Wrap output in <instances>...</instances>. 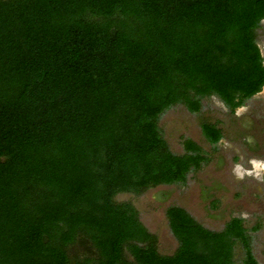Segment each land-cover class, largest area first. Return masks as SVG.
Here are the masks:
<instances>
[{
	"label": "trees",
	"instance_id": "1",
	"mask_svg": "<svg viewBox=\"0 0 264 264\" xmlns=\"http://www.w3.org/2000/svg\"><path fill=\"white\" fill-rule=\"evenodd\" d=\"M263 21L264 0H0V264H235L238 242L259 264L241 217L214 231L170 206L179 246L163 254L117 196L211 162L192 139L175 153L161 117L259 93Z\"/></svg>",
	"mask_w": 264,
	"mask_h": 264
},
{
	"label": "rangeland",
	"instance_id": "2",
	"mask_svg": "<svg viewBox=\"0 0 264 264\" xmlns=\"http://www.w3.org/2000/svg\"><path fill=\"white\" fill-rule=\"evenodd\" d=\"M258 44L264 56V29ZM203 105L199 113L175 105L163 114L160 125L175 153H184L185 141L194 140L210 153L212 161L200 171L190 173L185 184L160 185L141 196L121 193L117 200L135 204L141 221L158 236L160 252L169 255L177 250L179 241L169 226L168 207L185 208L204 227L214 231H221L231 219L242 217L250 231L253 254L259 264H264V183L261 182L264 172L258 177L250 162L264 161V152L260 151V140L264 141V86L233 114L217 96L204 99ZM206 119L219 122L224 129L225 139L216 150L202 134L200 124ZM236 155L240 156L239 164L233 160ZM257 226L259 229L252 231ZM246 258V249L238 242L235 264H247Z\"/></svg>",
	"mask_w": 264,
	"mask_h": 264
},
{
	"label": "clouds",
	"instance_id": "3",
	"mask_svg": "<svg viewBox=\"0 0 264 264\" xmlns=\"http://www.w3.org/2000/svg\"><path fill=\"white\" fill-rule=\"evenodd\" d=\"M252 164H253V171L259 177L261 175V172H264V161L253 160ZM240 174L242 175L243 173L241 172Z\"/></svg>",
	"mask_w": 264,
	"mask_h": 264
},
{
	"label": "crops",
	"instance_id": "4",
	"mask_svg": "<svg viewBox=\"0 0 264 264\" xmlns=\"http://www.w3.org/2000/svg\"><path fill=\"white\" fill-rule=\"evenodd\" d=\"M264 22V21H263ZM264 24V23H263ZM263 29H264V27L261 29V31L260 32H262L263 31ZM219 99V98H218ZM220 100V99H219ZM204 136V135H203ZM204 138L206 139V137L204 136ZM225 139V136H224V138L223 139H221V141L222 140H224ZM229 139V138H228ZM206 141H208L207 139H206ZM220 142V141H219ZM210 145H211V147H213V149H217L218 148V144L216 145V146H214V145H212L210 142H208ZM216 147V148H215ZM236 156H238V160H236L235 158L233 159L234 161H235V163H240V156L239 155H236ZM253 160H255V159H252V160H250V162H251V164H252V161ZM212 161V160H211ZM260 161V160H259ZM210 163V162H209ZM209 163H207V164H204L203 166H202V168L201 169H203V167L204 166H206V165H208ZM201 169H199V170H197V171H192L191 173H195V172H198V171H200ZM190 175V174H189ZM188 178H189V176H188ZM187 183V182H186ZM172 185V184H171ZM242 218V217H241ZM244 219V218H243ZM244 223H245V220H244Z\"/></svg>",
	"mask_w": 264,
	"mask_h": 264
},
{
	"label": "flooded vegetation",
	"instance_id": "5",
	"mask_svg": "<svg viewBox=\"0 0 264 264\" xmlns=\"http://www.w3.org/2000/svg\"><path fill=\"white\" fill-rule=\"evenodd\" d=\"M264 129V127H263ZM260 151L264 152V141L260 140ZM262 183H264V175L262 177V180H261Z\"/></svg>",
	"mask_w": 264,
	"mask_h": 264
}]
</instances>
